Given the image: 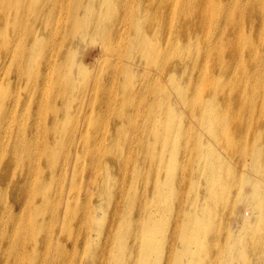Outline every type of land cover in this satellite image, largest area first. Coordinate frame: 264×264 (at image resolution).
Wrapping results in <instances>:
<instances>
[{
	"label": "bare ground",
	"instance_id": "obj_1",
	"mask_svg": "<svg viewBox=\"0 0 264 264\" xmlns=\"http://www.w3.org/2000/svg\"><path fill=\"white\" fill-rule=\"evenodd\" d=\"M0 264H264V0H0Z\"/></svg>",
	"mask_w": 264,
	"mask_h": 264
},
{
	"label": "rangeland",
	"instance_id": "obj_2",
	"mask_svg": "<svg viewBox=\"0 0 264 264\" xmlns=\"http://www.w3.org/2000/svg\"><path fill=\"white\" fill-rule=\"evenodd\" d=\"M13 205V204H12ZM28 220V218H26L25 219V222ZM23 224V223H22ZM18 251H21V250H18ZM23 254H24V252L23 251H21L18 255H17V257L19 258H21L22 256H23Z\"/></svg>",
	"mask_w": 264,
	"mask_h": 264
}]
</instances>
